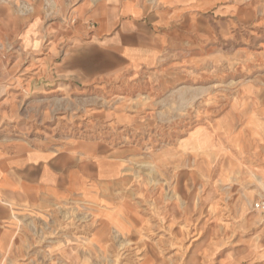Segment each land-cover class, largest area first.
<instances>
[{"label":"rangeland","instance_id":"rangeland-1","mask_svg":"<svg viewBox=\"0 0 264 264\" xmlns=\"http://www.w3.org/2000/svg\"><path fill=\"white\" fill-rule=\"evenodd\" d=\"M79 1L26 0L21 40L0 38V144L95 143L129 181L108 187V202L10 203L0 264H264L252 207L264 193V0L228 21L193 20L150 64L95 75L80 56L95 5ZM123 201L139 223L125 234L110 226L96 247L102 212Z\"/></svg>","mask_w":264,"mask_h":264},{"label":"crops","instance_id":"crops-1","mask_svg":"<svg viewBox=\"0 0 264 264\" xmlns=\"http://www.w3.org/2000/svg\"><path fill=\"white\" fill-rule=\"evenodd\" d=\"M248 1L251 0H80L77 5H95L84 9L83 16L91 20L93 30L81 47L80 56L85 59L82 68L92 75L115 74L127 67L150 64L159 56L162 41H169L175 34L184 37L193 20L198 24L203 20L228 21L236 7ZM51 2L58 5V0ZM25 3L26 0H0V38L17 35L21 40L25 33ZM69 4L73 0H61V5ZM129 137H134L141 148V135L133 132ZM122 175V164L107 158L95 143L79 142L61 152L1 143L0 225L8 218L10 203L76 193L106 201L110 198L105 194L108 187L129 181ZM99 206L107 209L106 205ZM102 214L103 228L92 239L99 248L110 243V226L125 234L140 221L135 206L126 201L116 207L115 213L106 210ZM150 260V255L145 256L146 262Z\"/></svg>","mask_w":264,"mask_h":264},{"label":"built area","instance_id":"built-area-1","mask_svg":"<svg viewBox=\"0 0 264 264\" xmlns=\"http://www.w3.org/2000/svg\"><path fill=\"white\" fill-rule=\"evenodd\" d=\"M252 207L260 214L262 229H264V193L253 202Z\"/></svg>","mask_w":264,"mask_h":264},{"label":"bare ground","instance_id":"bare-ground-1","mask_svg":"<svg viewBox=\"0 0 264 264\" xmlns=\"http://www.w3.org/2000/svg\"><path fill=\"white\" fill-rule=\"evenodd\" d=\"M214 99V98H213ZM214 104V103H213ZM215 104H217V103H215ZM127 259V258H126ZM130 262V261H129Z\"/></svg>","mask_w":264,"mask_h":264}]
</instances>
